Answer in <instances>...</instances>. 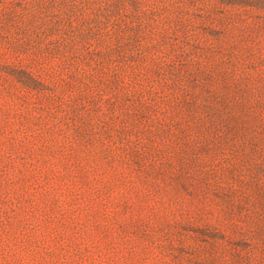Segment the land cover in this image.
Returning a JSON list of instances; mask_svg holds the SVG:
<instances>
[{
	"label": "rangeland",
	"instance_id": "1",
	"mask_svg": "<svg viewBox=\"0 0 264 264\" xmlns=\"http://www.w3.org/2000/svg\"><path fill=\"white\" fill-rule=\"evenodd\" d=\"M0 264H264V0H0Z\"/></svg>",
	"mask_w": 264,
	"mask_h": 264
}]
</instances>
